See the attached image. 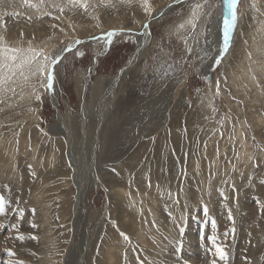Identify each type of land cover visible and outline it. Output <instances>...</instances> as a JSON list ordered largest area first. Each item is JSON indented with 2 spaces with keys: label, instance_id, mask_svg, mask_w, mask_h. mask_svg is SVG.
Masks as SVG:
<instances>
[{
  "label": "rangeland",
  "instance_id": "obj_1",
  "mask_svg": "<svg viewBox=\"0 0 264 264\" xmlns=\"http://www.w3.org/2000/svg\"><path fill=\"white\" fill-rule=\"evenodd\" d=\"M148 5L0 0L3 43L60 57L0 95V264H264V0L214 66L224 0Z\"/></svg>",
  "mask_w": 264,
  "mask_h": 264
},
{
  "label": "snow or ice",
  "instance_id": "obj_2",
  "mask_svg": "<svg viewBox=\"0 0 264 264\" xmlns=\"http://www.w3.org/2000/svg\"><path fill=\"white\" fill-rule=\"evenodd\" d=\"M27 3V0H25ZM73 2H79V0H73ZM226 9L224 11L222 19V39L223 47L221 53L226 52L230 46L231 34L235 28L236 19H237V6L239 0H224ZM85 9L86 4L82 5ZM202 7L201 4H196L192 10V17L187 21V24L191 25L194 29L196 27V21L199 19V9ZM144 11L148 14H151V8L148 5V0H144ZM183 28L184 25L179 26ZM22 35V34H21ZM115 33L109 32L103 34L101 37H93V39H103L106 43H111V37ZM3 37H0V95H4L9 91L15 92V87H10V85H16L19 83L22 86H28L32 88V91L36 92V85L32 83L33 79L36 81H47V84H41L42 87L51 92L53 90V82L55 79V68L56 65L60 62V57L57 55L55 58L49 55H45L43 51H37L36 49L29 47L23 49L20 47H9L6 43H3ZM80 43V41H77ZM70 50V49H68ZM189 51H191L189 49ZM82 55V53H77ZM221 57L216 59V64H219ZM207 79V78H206ZM219 94V87L217 86V95ZM36 100H40L41 97L39 94L35 96ZM221 196L223 197V192L221 191ZM9 201L6 197L0 194V215L5 214L6 205ZM34 211V210H33ZM204 214L207 215V208H203ZM22 218V217H21ZM228 219L233 220L231 215V210H229ZM35 227V225H32ZM212 226L215 227V221H212ZM181 231H183L181 229ZM231 231L234 232V229ZM123 235V234H122ZM225 237H227L228 232H225ZM36 239V237H31ZM127 238V237H125ZM17 239L23 240L22 235L18 236ZM219 237L210 236L209 240L213 246L214 254L219 261H223L224 264H227L228 252L226 246L222 243H217ZM179 251V249H177ZM15 255V253H12ZM18 264H23V261H19ZM212 264H217V260H213Z\"/></svg>",
  "mask_w": 264,
  "mask_h": 264
},
{
  "label": "bare ground",
  "instance_id": "obj_3",
  "mask_svg": "<svg viewBox=\"0 0 264 264\" xmlns=\"http://www.w3.org/2000/svg\"><path fill=\"white\" fill-rule=\"evenodd\" d=\"M155 9V8H154ZM225 9H226V6H225V8H224V11H225ZM224 11H223V13L221 14V16H220V19H217L216 21H215V24L213 25V28H212V31H211V33H213V34H215V35H210V37H211V40H213V42L217 45V43H218V48L217 49H213V55H211V65L212 66H214V64H215V61H216V59L218 58V57H224V56H222V55H226V60H228L231 56H232V54H233V47H234V43H233V41H234V39L236 38V35H237V31L239 30V23H237V21H236V24H235V28H234V30H233V32H232V34H231V42H230V46H229V48L227 49V51L226 52H223V53H221V49H222V47H223V39H222V19H223V15H224ZM144 12V11H143ZM240 19V18H239ZM237 20H238V18H237ZM238 26V27H237ZM213 37H216L217 38V41H216V39H214ZM236 41V40H235ZM206 44V43H205ZM208 45V44H207ZM210 47V46H209ZM210 48H212V47H210ZM206 51H207V48H206ZM208 52V51H207ZM209 53V52H208ZM96 55V54H95ZM88 67V66H87ZM187 79V78H186ZM167 81H168V79H167ZM170 84V83H169ZM161 86V85H160ZM163 92V91H162ZM171 92V91H170ZM178 96V95H177ZM176 96V97H177ZM185 98H187V97H185ZM5 99V98H4ZM176 99V98H175ZM189 99V98H188ZM172 102V101H171ZM174 105V104H173ZM188 105H185V103H183V106H182V108H184V107H187ZM177 107V102L175 103V106L174 107H172V109L174 108H176ZM195 108V107H194ZM215 108V107H214ZM195 109H198V107H196ZM183 111V110H182ZM198 111H199V109H198ZM194 112V111H193ZM196 113H197V111H196ZM186 115V114H185ZM190 115H192V112H191V114ZM198 115V114H197ZM189 116V115H188ZM196 116V115H195ZM202 116V115H201ZM169 117L170 118H172V116H171V114L169 113ZM197 117V116H196ZM200 117V116H199ZM72 119V118H71ZM77 121V120H76ZM170 121V120H169ZM184 124V123H183ZM190 124V123H189ZM186 126V125H185ZM207 126V125H206ZM8 127V126H7ZM196 128V127H195ZM17 129V128H16ZM184 130H185V128H184ZM188 130V129H187ZM181 132H182V130H181ZM53 133V132H52ZM169 133H170V131H169ZM172 133V132H171ZM175 133V132H174ZM189 133V132H188ZM193 133V132H192ZM203 133V132H202ZM165 134V133H164ZM173 134V133H172ZM55 135V134H54ZM174 135V134H173ZM188 135H190V134H188ZM192 136V135H191ZM172 137V136H171ZM53 138V137H52ZM173 138V137H172ZM195 139V138H194ZM202 142V141H201ZM74 143V142H73ZM77 145V144H76ZM194 145V144H193ZM198 145V144H197ZM78 147V146H77ZM156 148V147H155ZM193 149V148H192ZM258 154V153H257ZM193 157V156H192ZM163 160H164V158H163ZM154 161H155V159H154ZM156 166V165H155ZM166 169V168H165ZM188 183H189V181H188ZM175 185V184H174ZM78 187V186H77ZM80 185H79V189H80ZM175 188V187H174ZM173 190V189H172ZM172 193V192H171ZM259 200V199H258ZM80 201V198H78V200H77V202H79ZM20 216V215H19ZM18 216V217H19ZM12 219V218H11ZM253 219V218H252ZM88 220V219H87ZM23 221V220H22ZM99 221V220H98ZM102 221V220H101ZM17 223V222H16ZM102 224V223H101ZM9 226V225H8ZM99 226V225H98ZM246 227V226H245ZM92 232V231H91ZM25 233V232H24ZM243 234V233H242ZM245 235V234H244ZM95 237V236H94ZM243 237V236H242ZM239 238H241V237H239ZM90 239V238H89ZM242 239V238H241ZM24 243V242H23ZM238 243H239V241H238ZM242 243V242H241ZM26 244V243H25ZM132 245V244H131ZM239 245V244H238ZM242 245V244H241ZM33 248V247H32ZM190 248V247H189ZM191 250V249H190ZM31 251V250H30ZM142 251V250H141ZM188 252V251H187ZM241 252V251H240ZM245 252H246V250H245ZM31 253V252H30ZM244 253V252H243ZM241 255H242V252H241ZM188 256V255H187ZM244 256H245V254H244ZM244 256H242V257H244ZM200 257V256H199ZM245 258V257H244ZM193 259V258H192ZM244 260V259H243ZM237 264V263H236Z\"/></svg>",
  "mask_w": 264,
  "mask_h": 264
},
{
  "label": "crops",
  "instance_id": "obj_4",
  "mask_svg": "<svg viewBox=\"0 0 264 264\" xmlns=\"http://www.w3.org/2000/svg\"><path fill=\"white\" fill-rule=\"evenodd\" d=\"M259 37V36H258ZM257 42V41H256Z\"/></svg>",
  "mask_w": 264,
  "mask_h": 264
}]
</instances>
